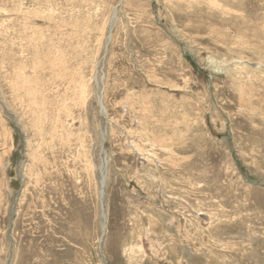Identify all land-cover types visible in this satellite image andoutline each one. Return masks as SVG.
Here are the masks:
<instances>
[{
    "label": "rangeland",
    "instance_id": "1",
    "mask_svg": "<svg viewBox=\"0 0 264 264\" xmlns=\"http://www.w3.org/2000/svg\"><path fill=\"white\" fill-rule=\"evenodd\" d=\"M0 264H264V0H0Z\"/></svg>",
    "mask_w": 264,
    "mask_h": 264
},
{
    "label": "bare ground",
    "instance_id": "2",
    "mask_svg": "<svg viewBox=\"0 0 264 264\" xmlns=\"http://www.w3.org/2000/svg\"><path fill=\"white\" fill-rule=\"evenodd\" d=\"M101 185L103 186V187H105V185H106V176H105V172L103 171L102 172V180H101ZM101 186V187H102ZM102 190H103V188H101ZM101 195H104V194H102V192H101ZM103 197V196H102ZM105 219V218H104Z\"/></svg>",
    "mask_w": 264,
    "mask_h": 264
}]
</instances>
